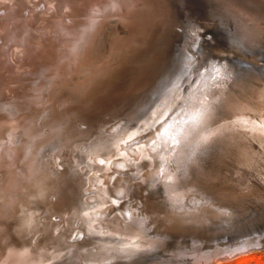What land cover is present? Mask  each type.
Returning <instances> with one entry per match:
<instances>
[{
  "label": "bare ground",
  "instance_id": "obj_1",
  "mask_svg": "<svg viewBox=\"0 0 264 264\" xmlns=\"http://www.w3.org/2000/svg\"><path fill=\"white\" fill-rule=\"evenodd\" d=\"M173 5L175 10L187 8L183 22H171L170 14L155 0H0V194L9 192L0 202V264H214L264 248V221L231 225L225 224V218L223 224L215 228L213 224L210 229L229 228L230 234L204 246L203 253L190 258L177 253L170 258L146 257L165 246H157L159 239L151 236L152 231L154 235L165 232L136 195L143 168L140 161H155L152 155L156 156L161 136L167 132L163 129L186 102L189 84L186 90L180 89L199 78L203 72L199 71L211 61L206 58L201 62L202 49L198 51L196 46H201L203 37L204 47L216 49L234 67L246 61L264 64V0H173ZM246 28L257 32L255 39L254 35L246 37L261 41L260 46L248 47L251 45L243 39ZM190 37L197 38L192 58L175 77L179 84L169 98L148 118L133 113L130 109L153 84L154 77L149 76L154 73L147 65L158 50L166 48L173 55L170 69L161 74L166 77L177 68L176 56L190 44ZM174 39H179L180 49L172 46ZM107 40L111 52L106 56L102 50L108 47L104 45ZM87 59L99 61L90 67V76L97 75L90 88L75 85L80 77L75 73L84 70ZM110 60L117 63L106 68ZM70 78H75L74 87L57 92ZM167 85H173L170 78L161 80L140 105L152 111ZM64 97L62 109L53 112L56 101ZM193 97L191 102L197 98ZM256 100L264 103V93ZM119 104L128 109L103 117V122L95 121V128L90 123L87 131L80 130L84 120L71 118L79 109L87 114L99 109L104 114L103 110ZM35 114H45L52 128L43 134L39 126L33 127L29 145L24 146L28 164L21 166L8 157L9 134L18 132L22 124L32 130L30 119ZM179 127L181 132L182 124ZM18 133L17 138L22 134ZM57 133L61 149L57 144L55 148L48 145ZM188 135L189 129L184 137ZM80 139H85L86 145L77 144ZM214 143L218 150L220 140ZM231 144V138L228 143L222 139L219 151H225L223 163L224 159L236 161L230 154ZM257 147L251 140L247 150L253 152ZM43 181L61 185L34 193L32 188ZM204 187L198 193L204 192ZM163 191L167 196L160 193L147 201L163 210L176 209V203L197 207L191 200L201 201L187 190L181 193V200ZM201 205L205 206L197 208L233 209L230 203ZM205 223L202 226H209Z\"/></svg>",
  "mask_w": 264,
  "mask_h": 264
},
{
  "label": "rangeland",
  "instance_id": "obj_2",
  "mask_svg": "<svg viewBox=\"0 0 264 264\" xmlns=\"http://www.w3.org/2000/svg\"><path fill=\"white\" fill-rule=\"evenodd\" d=\"M155 1L163 5V10L166 14H170L168 18L172 20L171 22H183L186 17L185 9L187 8L180 10L178 7V9L175 10L173 0ZM190 22L191 21L185 22L184 24H190ZM199 29L202 30L204 28L203 26H199ZM191 31L193 30L191 29ZM251 31L253 30L246 28L243 39L246 38L249 45H251L248 47L260 46L259 43L261 41H254L256 38L255 35H258L257 32L254 31L253 33ZM247 34L249 36L254 35V39H248L246 37ZM196 42L197 38H189V47H183V50L176 56V61H178L176 64L177 68L171 70V73L166 75V77H162L161 74L170 69L169 67L171 64H169V62L173 55L170 53V50L166 48L164 50H158L152 63L147 65L150 67L149 72L154 73L149 76L154 77L153 84L145 93H142L140 98H138L135 107H131L132 109L130 110L133 113L136 112L141 118L143 116H147L148 118L152 112H155L154 109L160 103L169 98L168 96L172 90L179 84L176 82L177 78L175 77L187 64L189 65ZM204 42L206 41H204L202 37L201 46H196L198 51L202 49L201 62H204L206 58L212 62L209 61L205 63L206 65L203 66V69L198 73L200 74L203 71L199 78L191 83L185 81V87L180 89H183V91L186 90L189 84L187 95H185L186 102L182 107L175 110L173 117L163 129V131L165 130L167 132L161 136L160 146L156 147V156L152 155L155 161H152V164H150V160L140 161L143 168L141 169L142 171H140L141 173H139L141 179L137 181L140 185L136 186V195L141 200L144 208L148 212H153L155 214V221L166 234H162L156 230L158 233L154 235V231H152L151 236L155 237L154 239H159L157 246L162 245V243H165V246L162 249L155 250L151 255L146 257L157 256L159 258H170V256L177 253L190 258L191 256L203 253V251H205L204 246L210 247L214 245L217 240L221 239L220 235H225L224 237H226L227 234H230L229 228L220 229L222 232L224 231V233L217 229L211 230L210 228L213 224V228H215L223 224L224 221H226L225 224L230 223L231 225H236L242 221H248V224H251V222L264 221V103H260L256 100L258 94L264 93V64L261 65L258 62L246 61L245 63H235L234 67L232 62L228 63L225 61L224 55L219 54V51L217 52L216 49L204 47ZM106 43L108 47L106 49L104 47L102 53L107 56L109 52H111V42L107 40L104 45H106ZM180 44L179 39H174L172 46L180 49ZM241 49L245 52L247 51L245 48ZM208 51L212 54L211 56L207 53ZM214 54H216V57ZM194 60L195 63H197L198 57L196 56ZM97 62L99 61L93 59H87L85 61L82 65L84 70L82 69L75 73L80 75L75 85H86L85 87L90 88L91 84L97 80V75L90 76L92 72L90 67L95 66ZM116 63L115 60L112 62L110 60L105 67L110 68L111 66L108 67V65H116ZM210 63H213L212 65L214 66H210ZM211 72L214 74L211 75ZM193 74L192 72L190 75L192 80L195 78ZM166 78H170V81H173V85H167L164 88L163 94H161L162 98L154 101L155 106L153 105V107L150 108L153 110L148 112L146 110L147 108H145L146 105L142 106L140 103L156 90V86L161 80L163 81ZM74 80L75 78L73 80L70 78L68 82L61 85L62 87L56 91L60 92L64 88L69 89L74 87ZM194 95L195 98L196 96L197 98L191 102ZM165 96L166 98L163 100ZM241 97L247 99L241 100ZM65 98L66 97L56 101L53 112L62 109L61 107L64 105L61 104V101H64ZM200 98L202 100L201 105L197 104ZM135 100L136 99H133V102H135ZM65 109L67 108L65 107ZM108 109H111V107ZM122 109L128 108L127 106L125 107V104H119L116 108H112L111 110H103L104 114L106 113L105 115L101 113L99 109H97L96 112H88V114L87 110L82 111L79 109L74 111L71 118L77 121L84 120V122H82L84 128L80 130L87 131L90 123H93L92 126L95 128V125L99 121L103 122L101 120L103 117L107 118L108 116L109 118L111 117V113H120ZM173 109L174 108H172V112ZM182 109L183 111H181ZM87 115H89V117H87ZM86 117L92 119L87 120ZM30 120L32 130H29L22 124L17 128L18 132L22 133L18 138L16 135L18 132L9 134L10 145H8L6 150L9 153L8 157L15 159L19 165L22 164L21 166L28 164V158L26 160L24 159V157L28 155L26 154L27 150L24 146L29 145L28 136L34 133L33 127L39 126L43 134H49L50 127L52 128L45 114H35ZM95 121L96 124H94ZM160 122L164 126V121L161 120ZM180 124H182L181 128L183 129L181 132H178ZM177 126L178 128H176ZM203 128L206 130L202 131ZM187 129L190 130V135L184 137ZM230 138L232 139L230 154L237 162L224 159L225 163H223L222 154H224L225 151H219L222 147V139L228 143L230 142ZM214 140L216 142L220 140L221 146L218 150L215 148V145L212 146L211 144V142L215 144ZM251 140L258 143V147L255 148L253 152L247 150L248 142ZM81 143L85 144L86 140L80 139L77 141V144L82 145ZM56 144L58 146H56L57 149L63 148L61 141H59L58 133L57 137L52 139L51 143H48V145H52L53 147ZM72 149L75 151L78 150L77 147H72ZM165 149L168 150V156L163 158ZM210 149H212V154L210 153ZM135 150L138 151V149ZM6 159L7 158H4L3 161ZM137 182H135L136 185ZM60 185L61 184L56 181L51 184H47L43 181V184L34 186L32 190L34 193L38 191L42 192L48 190L50 186H55V190V188ZM204 185L206 186L204 192L198 193L202 188H205ZM163 190L166 192L168 190L174 198H178V200L182 198L181 193L187 190L203 203H230L233 204V209L228 211L219 206L213 209H208L210 207L198 209L205 205H201V201L195 202L189 198L187 202L189 203L191 200V203L198 208L187 205V203L182 205L176 203V206H174L176 209L163 210L147 201L149 196H157L160 193L163 194L164 197L167 196V193ZM62 192L63 188L62 190H58L59 195L62 194ZM186 193L188 194V192ZM8 197L9 192H6V195L3 193V195L0 196V202H4ZM143 197H145V199ZM225 218L228 219L222 221ZM256 219H260V221ZM205 221L208 222L205 224L209 226H202V222ZM235 229L236 228H234V230ZM226 230L228 232L225 233ZM235 236L236 235H234V237ZM199 237L202 240H200ZM200 246H203V248H200ZM214 264H264V248H257L228 260L216 261Z\"/></svg>",
  "mask_w": 264,
  "mask_h": 264
}]
</instances>
